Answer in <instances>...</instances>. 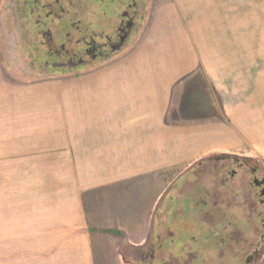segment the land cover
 <instances>
[{
  "label": "crops",
  "instance_id": "obj_1",
  "mask_svg": "<svg viewBox=\"0 0 264 264\" xmlns=\"http://www.w3.org/2000/svg\"><path fill=\"white\" fill-rule=\"evenodd\" d=\"M195 3L151 1L129 46L77 72L18 80L0 59V130L16 132L7 144L48 147L49 162L64 164L55 227L70 235L65 264H148L156 250L183 258L190 246L179 240L210 231L206 203L191 193L182 207L173 200L202 164L230 152L237 108L226 97L223 60L208 50L212 19ZM168 201L183 221L164 235L166 217H155Z\"/></svg>",
  "mask_w": 264,
  "mask_h": 264
},
{
  "label": "rangeland",
  "instance_id": "obj_2",
  "mask_svg": "<svg viewBox=\"0 0 264 264\" xmlns=\"http://www.w3.org/2000/svg\"><path fill=\"white\" fill-rule=\"evenodd\" d=\"M195 4L198 12L210 15L208 20L213 21L210 23L214 27L208 30L209 35L205 38L208 50L217 53L223 60L221 63L224 64L226 78L222 80L230 89L226 97L233 104L231 109L237 108L238 112L233 122L230 120L235 136L230 152L215 157L231 155L258 160L264 165V112L259 117L256 113L251 122L244 120V113L250 110L247 108L250 97L256 94L260 74L264 70V0H196ZM214 10L216 14L212 15ZM7 16H10L9 6L5 0H1L0 59L16 79H34L38 71L19 59L18 35L14 25L4 24ZM10 27L11 31L8 32ZM215 97L218 100V92ZM11 134L16 132L0 130V264L69 263L72 252L64 247L70 243L64 241L70 239V235L62 236L55 227L58 221L55 193L64 188L65 182L62 172L57 169L64 164L49 162L48 147L8 145L16 142L5 138V135ZM221 163L228 164L227 161ZM204 169H198V172ZM192 188L194 202L198 206L206 203L210 210L209 241L204 246L201 242L179 240L177 244L190 246L186 250L190 254L178 259H175L178 254L161 259L163 253L156 250L155 260L150 264H241L259 234L256 213L261 207L254 191L242 186L239 193H229L218 188L217 184L212 187L195 182ZM204 192L209 194V200L202 199L206 195ZM173 201L175 204L180 203V197ZM174 202L168 201V205L163 204L157 210V224L170 216L167 221L171 225L174 221L172 216L178 213L171 207ZM167 207L169 210L171 208L169 212H166ZM191 229L194 235L195 232L201 235L203 231V227ZM163 243L166 244V241ZM106 263L113 264L111 260H106ZM249 264H264V243L258 258Z\"/></svg>",
  "mask_w": 264,
  "mask_h": 264
},
{
  "label": "flooded vegetation",
  "instance_id": "obj_3",
  "mask_svg": "<svg viewBox=\"0 0 264 264\" xmlns=\"http://www.w3.org/2000/svg\"><path fill=\"white\" fill-rule=\"evenodd\" d=\"M5 1L10 16L4 18V24L14 25L20 45L19 59L38 71L34 79L77 72L110 59L132 43L145 23L150 4V0ZM7 31L10 32L11 27ZM226 161L228 164L221 163ZM203 168L204 171L195 172L191 179L183 182L179 207L183 206L187 193L193 194V188L186 190L188 183L212 187L217 184L229 193H239L242 186L251 188L261 208L256 213L260 227L258 238L241 263L249 264L258 258L264 243V165L258 160L220 155L202 164L199 170ZM177 211L171 225L168 221L164 224V235L173 233L183 221V215ZM208 235L203 234L200 241H193L205 246ZM144 258L148 264L154 261L151 253Z\"/></svg>",
  "mask_w": 264,
  "mask_h": 264
},
{
  "label": "bare ground",
  "instance_id": "obj_4",
  "mask_svg": "<svg viewBox=\"0 0 264 264\" xmlns=\"http://www.w3.org/2000/svg\"><path fill=\"white\" fill-rule=\"evenodd\" d=\"M247 44H248V40H247ZM247 64H248V62H247ZM260 77H261L260 78V84H259L258 88L255 90L256 94L253 95V96L251 95V97H250L251 98V102L248 103V106H247V108H249L250 110L248 112L244 113L245 122L253 121L252 119H255V114L256 113H258V117H259L260 113L264 112V97H263L264 96V70L261 71ZM256 100H259V101H256ZM263 136H264V134H263Z\"/></svg>",
  "mask_w": 264,
  "mask_h": 264
},
{
  "label": "trees",
  "instance_id": "obj_5",
  "mask_svg": "<svg viewBox=\"0 0 264 264\" xmlns=\"http://www.w3.org/2000/svg\"><path fill=\"white\" fill-rule=\"evenodd\" d=\"M129 250H130V246L128 244L124 243L121 246V251L126 257L128 256Z\"/></svg>",
  "mask_w": 264,
  "mask_h": 264
}]
</instances>
